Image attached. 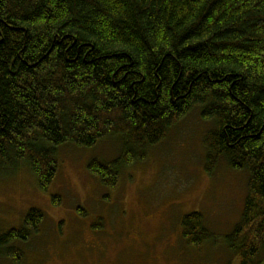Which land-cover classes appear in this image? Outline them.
I'll list each match as a JSON object with an SVG mask.
<instances>
[{
  "label": "trees",
  "instance_id": "16d2710c",
  "mask_svg": "<svg viewBox=\"0 0 264 264\" xmlns=\"http://www.w3.org/2000/svg\"><path fill=\"white\" fill-rule=\"evenodd\" d=\"M196 108L215 125L207 172L224 158L250 173L227 247L236 264H264V0H0V162L25 163L42 191L59 147L116 136L121 157L88 165L114 188ZM43 222L34 208L0 230V264H23L14 243ZM181 228L189 247L213 244L202 212Z\"/></svg>",
  "mask_w": 264,
  "mask_h": 264
},
{
  "label": "rangeland",
  "instance_id": "374dc122",
  "mask_svg": "<svg viewBox=\"0 0 264 264\" xmlns=\"http://www.w3.org/2000/svg\"><path fill=\"white\" fill-rule=\"evenodd\" d=\"M201 112L188 113L145 158L122 167L114 188L88 165L121 157L116 136L59 147L48 192L25 163L0 162V230L23 229L31 209L44 213L39 234L14 243L23 264H236L225 236L242 220L250 173L224 158L207 172L204 141L215 125ZM193 212L203 213L213 244L195 249L184 241L181 220Z\"/></svg>",
  "mask_w": 264,
  "mask_h": 264
}]
</instances>
